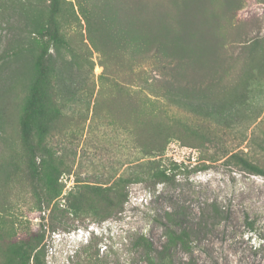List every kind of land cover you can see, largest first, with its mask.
Here are the masks:
<instances>
[{"label":"rangeland","instance_id":"374dc122","mask_svg":"<svg viewBox=\"0 0 264 264\" xmlns=\"http://www.w3.org/2000/svg\"><path fill=\"white\" fill-rule=\"evenodd\" d=\"M59 2L52 40V0H0V264L40 231L48 264H264V175L238 159L264 169V0ZM45 50L48 187L21 133Z\"/></svg>","mask_w":264,"mask_h":264},{"label":"trees","instance_id":"16d2710c","mask_svg":"<svg viewBox=\"0 0 264 264\" xmlns=\"http://www.w3.org/2000/svg\"><path fill=\"white\" fill-rule=\"evenodd\" d=\"M53 6L49 22L46 27V35L52 40H58L60 38L57 23L55 20V14L59 11V0H52ZM207 0H184V7H188L192 2H196L195 7L202 6ZM204 10H201V14ZM193 10L185 13V22L193 21L195 13ZM217 22L215 21V24ZM52 57L47 50L43 51L37 59V76L33 81L31 91L21 118V133L22 141L27 153L28 167L30 169V175L34 182H45V185L49 186L53 182V178L49 170H53L46 165L44 154L46 152L45 136L50 130V125L45 121L46 117V102L48 98V85L49 77L52 73ZM238 157V156H237ZM239 161L247 167V169L253 174L264 175V169L260 166L252 163L251 161L238 157ZM54 171V170H53ZM159 181H170L172 177L169 176L166 171L161 172L157 176ZM127 195H124V200ZM122 201V206L125 201ZM170 220L175 222L177 215L171 213ZM166 236L168 237V248L175 246H182L185 250H192L191 235L186 228L177 230L174 227L168 225L166 230ZM45 231L38 233H32L28 237L22 239L17 243L11 251L8 257L7 264H48L46 261L47 250L45 247ZM139 244L150 250L152 244L149 240L141 236ZM164 255H162V258Z\"/></svg>","mask_w":264,"mask_h":264}]
</instances>
